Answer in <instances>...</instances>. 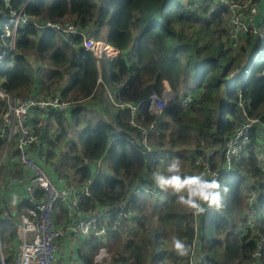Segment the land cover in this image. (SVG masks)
I'll list each match as a JSON object with an SVG mask.
<instances>
[{"label":"trees","instance_id":"16d2710c","mask_svg":"<svg viewBox=\"0 0 264 264\" xmlns=\"http://www.w3.org/2000/svg\"><path fill=\"white\" fill-rule=\"evenodd\" d=\"M22 6L23 11L39 23L69 21L84 30H91L96 39L120 51L116 59L97 61L91 53L77 46L78 40L75 47H71L55 32L41 31L28 24L16 31L14 49L0 67V87L6 93L23 99L32 97L37 76L32 58L39 64L36 73L39 72L43 91L40 97L46 98L57 91L62 99L74 103L70 112H73V124L81 126V131L78 143H71L67 153L61 155V162L55 168L57 175L67 185L77 187L91 178V162L103 157L110 169L109 174L100 171L95 175L88 196H79V207L84 214L129 200L138 215L133 185L142 179L143 171L159 170L160 165L157 162L146 165L141 147L129 142L130 136L138 139L141 135L130 120L145 129L152 124L154 118L148 113L147 106L135 116L123 111L109 120L91 121L83 112L86 109L82 102L96 100L105 105L106 114L110 115L107 107L112 106L105 91L97 85L98 68L106 82L104 60L110 65L108 84L126 82L121 94L125 101L135 103L143 99L144 95L138 94L141 87L146 89V96L151 92L160 94L164 89L161 78L177 96L180 89H190L193 101L187 114L177 116L175 104H170L165 111L176 128L166 141L168 150L181 149V154L187 155V164L194 169L190 171L195 174L202 169L195 165L197 160L219 169L218 181L227 189L224 206L209 211L206 217L194 216L179 203L168 205L159 216L158 224L148 229L140 225L141 237L136 243H129L124 250L127 254L118 255L113 263L181 264L189 258L196 240V249L202 258L199 264H253L252 255L257 250L256 231H236L242 225L246 211L264 200V146L258 138L260 134L264 140V131L251 130L249 157L235 163L227 173L223 172V152L234 129L243 120L258 118L264 121V30L262 36L250 32L237 52L226 49V42L221 40L224 32L218 27L226 23L227 10L215 0H9L8 3L0 0V26L12 10ZM256 26L264 29V12ZM63 83L66 84L62 87ZM224 87L228 88L225 97L221 94ZM1 111L0 103V114ZM51 114L57 113L47 116ZM164 130V124L158 125L156 133L148 134L147 145L154 158L155 150L165 144ZM34 132L47 145L46 162L56 157V145L65 139L63 130L53 141L44 138L41 129H34ZM1 146L0 141V149ZM60 169L66 171L60 172ZM135 191L154 194L146 183ZM250 193L256 197L252 203L249 202ZM25 205L26 201L18 209ZM206 220L209 221L207 234ZM0 223L3 241L12 242L16 228L4 219ZM6 223L11 228L4 230ZM168 230L174 238L179 237L190 246L187 255H172L169 261L165 260ZM258 234L264 235V228ZM93 241L81 242L87 251H93L97 248ZM7 253L11 258L10 252ZM80 258L90 264L89 256L83 254ZM259 264H264V255Z\"/></svg>","mask_w":264,"mask_h":264},{"label":"built area","instance_id":"2783aa9c","mask_svg":"<svg viewBox=\"0 0 264 264\" xmlns=\"http://www.w3.org/2000/svg\"><path fill=\"white\" fill-rule=\"evenodd\" d=\"M30 1V0H27ZM217 4L224 9H238V5L233 0H216ZM8 3L9 0H4ZM233 15L230 26V36L234 40L242 38L247 34L250 26H255L251 32H256L255 9L252 6L248 15V25L241 24L237 15ZM32 24L41 31L50 30L55 32L60 38L71 47L77 46L89 52L96 58L116 59L120 51L107 45L104 41L96 39L84 30L69 21L39 23L36 18L27 15L23 11V6L18 10H12L10 16L4 20L0 26V67L3 60L13 51L16 31L25 25ZM108 52H111L109 55ZM126 82L122 81L112 86H108L98 72L97 85L105 91V96L112 108L123 112L129 111L135 116L144 106L152 116L153 122L148 129L136 125L134 120L129 123L141 131L138 139L129 137L132 145L141 147V154L144 163L157 162L165 164L164 157H152V149L147 145L148 134L156 133L159 120L164 115L170 104H175L181 114H187L193 101L189 93L181 95L177 99L176 94L170 87H164L160 94L151 92L145 99L135 103L122 99L121 94ZM225 88V87H224ZM228 88L226 89V94ZM0 103L2 111L0 114V141L2 142L0 154V173H4L0 185V220L14 222L16 228L14 240L17 242V249L10 257L13 264H66L57 255V248L60 241L69 234H72L79 241L93 239L97 244L94 261L97 264L106 263L110 256L106 249L108 235L119 231L124 220H130L136 216L135 210L129 200H125L118 205L93 214H84L79 207V196H88L89 187L97 173L105 167V159L102 157L91 163L95 165L94 175L88 181L78 184V186L67 185L63 180H56L46 164L47 145L34 132V129H43V122L49 113L67 115L73 108L74 103L62 99L57 91H53L46 98L32 96L28 98H17L6 93L0 87ZM33 117L36 125L32 124ZM258 128L264 131V121L258 118H246L234 129V133L228 141L224 152L223 172L232 170L235 163L249 157L251 153V130ZM85 163L87 160L84 161ZM195 165H200V173L205 174V178H215L218 180L219 169H214L208 162L201 163L195 161ZM22 191L23 196L13 192ZM8 196L13 199L8 200ZM2 197L3 200H2ZM252 202L256 199L254 193H250ZM26 201L27 205L18 209V206ZM261 208L253 205L246 211L242 225L237 229V233L246 231H256L257 250L252 255L253 264H259L260 258L264 255V235L258 231L264 228V200L260 203ZM18 209V210H17ZM209 208L204 214L205 217ZM17 211V212H15ZM209 218V217H208ZM7 250L1 236L0 223V264H7ZM12 249H10L11 251ZM201 255L196 249V240L193 241L190 256L186 264L201 263Z\"/></svg>","mask_w":264,"mask_h":264},{"label":"crops","instance_id":"0c3cea01","mask_svg":"<svg viewBox=\"0 0 264 264\" xmlns=\"http://www.w3.org/2000/svg\"><path fill=\"white\" fill-rule=\"evenodd\" d=\"M260 5V14L263 15L264 12V0H261L259 2ZM121 55L123 57L126 56V53H121ZM32 60V64H33V68H34V72H36L39 68V64L38 67L36 68L33 59ZM41 67V66H40ZM98 72H101V69L98 68ZM160 81L162 82L163 87H168L169 85L167 84L166 80L164 78H161ZM105 82V81H104ZM66 83L62 84V87L65 85ZM108 85V84H107ZM111 84H109L108 86H110ZM190 89H185L182 88L179 91V95H183L186 93H190L189 91ZM43 91H41V86H40V77L36 76V82L34 84V87L32 89V95L33 96H42ZM144 98L145 99L146 96V89H144L143 93ZM105 100V99H104ZM106 101V100H105ZM83 106H85V111H83L84 113H87L88 115L91 114H95L94 111L96 113L103 114L101 117L102 119L105 120H109L111 118L112 115L117 114L118 110L114 109V108H110L107 107V111L110 112V115L106 114V109L104 108L105 105L103 104L104 107H102V103H99V101L96 100H90V101H86V102H82ZM89 109L92 111V109L94 111L91 112H87ZM144 107H146V105H144ZM177 116H181V113L178 112ZM89 118V117H88ZM143 118V117H142ZM141 118V119H142ZM73 112H70L67 115H58V114H51L50 116H47L46 119L43 122V129H41L43 137L46 138L48 141H53L56 139V137L61 134V131L63 130V132L65 133V139L61 140L59 143V145H56V149H57V153H56V157H51V159L46 162V164L49 166V170L52 173V176L54 177V179L56 180H63L66 184H68L64 179L60 178L57 175V172L55 170L56 167H58V165L60 164L61 161L60 158L61 156L59 155L61 154H65L67 153L68 147L71 143H78V134H77V141L75 142V139L73 137H70V133L71 130L70 129H74V124H73ZM32 124L36 125L37 121L36 119L33 117V119L31 120ZM61 123V124H60ZM165 125V130L163 132L164 135V141L165 144L161 145V148H158L155 150V155L156 157H164L167 159V162L174 156H179L181 158V163H182V173L183 174H188V175H192L195 174L193 171H190V165L187 164V161L185 159H187V155L181 154L183 153V151L181 149H175L173 151H169L168 150V146L166 141L171 137L172 134H174V132L176 131L175 125L173 123V119L171 116L168 115V113L166 114V112L164 113V115L161 117V119L159 120V125ZM65 141V143H64ZM65 150V151H64ZM0 154H1V149H0ZM167 162L165 164H160L159 165V170H163V166L167 164ZM184 164L185 167H184ZM91 166V174L94 175V170H95V165L93 163H90ZM264 166V163H263ZM153 168L147 169L146 171H143L141 174L142 179L139 182H136L135 185H133V189H134V194H136L135 196L137 197V206L138 208V215L136 213L135 210V217L132 219V221L130 220H124L119 228V231L112 233L110 235H108L107 237V242H106V249L109 252V245H111V249L119 242H121V246L120 249L117 252H115V255L111 258V255L109 260L104 263V264H114L113 263V259L115 257H117L118 255H126V253L124 254V250L126 249V247L129 245V243L134 244L138 241V239L141 237V235L143 234L142 230H141V226L143 225L145 228H149L150 226L156 225L158 224V219L159 216L161 215V213L164 211V209L166 207H168V205L172 204V203H178L176 201L175 198V194L172 193H162L159 190L156 191L154 186L152 185V180H151V174L153 172ZM105 174H109L110 173V169L107 167V165H105V167H103L102 171ZM142 183H146L149 184L153 191L154 194L153 195H147L145 193H136V189L140 188ZM17 194H19L20 196H23V192L22 191H13ZM157 192H159V194L157 195ZM13 199L12 196H8V200ZM262 205H259V208H261ZM110 208H96V210L90 214L96 213V212H100L103 210H109ZM89 215V214H86ZM174 236L171 234L170 230H168L167 232V236L165 238V252H166V256H165V260L169 261V258H171V256H179L172 244ZM87 247L84 245L83 242L79 241L78 239H76V237L72 234L66 235L59 243L58 248H57V255L59 256L60 259H62L66 264H85L82 259L80 258V255L82 256L83 254H85V256H89L90 257V264H97L94 261V255L96 254V250L90 251L86 249ZM187 260H184L181 264H186ZM170 262H168L167 264H169ZM179 264V263H177Z\"/></svg>","mask_w":264,"mask_h":264},{"label":"clouds","instance_id":"9594fccd","mask_svg":"<svg viewBox=\"0 0 264 264\" xmlns=\"http://www.w3.org/2000/svg\"><path fill=\"white\" fill-rule=\"evenodd\" d=\"M181 169V158L174 156L163 166V170L152 172V183L162 193L175 194L176 201L197 217L209 208L220 209L224 206L227 189L222 188L217 179L205 178L204 173L183 174ZM172 244L180 256L190 251V246L179 237L174 238Z\"/></svg>","mask_w":264,"mask_h":264},{"label":"rangeland","instance_id":"374dc122","mask_svg":"<svg viewBox=\"0 0 264 264\" xmlns=\"http://www.w3.org/2000/svg\"><path fill=\"white\" fill-rule=\"evenodd\" d=\"M260 1L261 0H233V2L235 3V5L236 4L238 5V9H227V12H226L227 14L224 15V18H225L226 23L218 27V29L220 31L224 32L223 34L221 33V40L224 41V42H226V44H224V46H225L226 49H229L230 48V50L232 49L233 52H237L236 49L242 44V42H244L243 40L248 37V35L251 32L250 30L255 27L252 24V26H250L249 30L247 31V34L245 36H243L242 38L238 39L237 41H235L234 40V37H231L230 36V26H231V22L230 21L232 20L233 15H235L234 17H236L237 15H239L238 18H239L240 23L241 24H244V25H248V15H249V11H250L251 7L253 6L254 9H255V17H256L255 24H256V22L258 20H261V18H262V14H260V5H259V2ZM255 30H256L257 33H260V36H262L263 30H264L263 27L256 26V29ZM90 31L91 30H88L87 32L90 35H92L90 33ZM225 31H226V33H225ZM263 40H264V37H263ZM34 64H35V66L37 68L38 67V64L36 63V61H34ZM103 65H104L103 72H104L105 79H106V82L105 83L108 84V82H107L108 81L107 74L109 73L110 65L107 62H105V60L103 61ZM37 69H39V68H37ZM34 73H35V75H37V76L40 77L39 72L38 73L34 72ZM144 89L145 88H142V87L141 88H138V94L141 95L143 93ZM226 89L227 88L222 89V92H221L222 96H224V97L227 95L226 94ZM176 97H177V99H179L181 97V95H178V96L176 95ZM101 105H102V107H104L103 104H101ZM92 111H94V110L92 109ZM92 111L88 107L87 112H91L92 113ZM94 113H95L94 115L93 114L89 115V120L94 121L95 119H100L99 117H101L103 115V114H100L99 115L95 111H94ZM82 127H83V125H82ZM70 130H71L70 137H73L75 139V142H76L77 141V134L80 133V131H81V126H76L75 125L74 126V129H70ZM258 138L260 140H262V144L261 145L264 146V140L261 139V135L260 134H258ZM64 143H65V141H64ZM59 155L61 156L63 154L60 153ZM185 165L186 164H184V167H185ZM0 167H1V163H0ZM189 170H194V169L190 167ZM59 171L60 172H64V171H66V169H60ZM3 175H4L3 172L0 173V185H1L2 180H3ZM3 192H6V191H0V195ZM3 198L4 197H2V200H3ZM249 202L252 203V198H250ZM259 205H260V202L258 203L257 208H259ZM7 221H8V224H11L14 227V225H15L14 222L9 221V220H7ZM208 222L209 221L206 220L205 234H207V231L209 229ZM9 228H11V227L8 226L7 223H6V226H5L4 230H7ZM121 244H122L121 242L117 243L112 249H111V245H109L110 251L108 252V254L111 255V258L115 255V252L118 253ZM4 246H6V249H8L7 250L8 252H12L13 251V253H14L15 250L17 249V242L15 240H13L12 242H9V241L8 242H4ZM10 249H12V250L10 251ZM7 259H8L7 260V264H13V260L11 258L7 257Z\"/></svg>","mask_w":264,"mask_h":264},{"label":"bare ground","instance_id":"6f19581e","mask_svg":"<svg viewBox=\"0 0 264 264\" xmlns=\"http://www.w3.org/2000/svg\"><path fill=\"white\" fill-rule=\"evenodd\" d=\"M109 53V55H111V52H108Z\"/></svg>","mask_w":264,"mask_h":264}]
</instances>
